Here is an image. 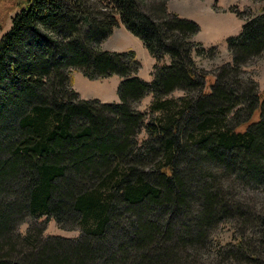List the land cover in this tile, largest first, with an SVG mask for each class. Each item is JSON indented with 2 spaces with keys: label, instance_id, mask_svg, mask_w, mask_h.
<instances>
[{
  "label": "trees",
  "instance_id": "obj_1",
  "mask_svg": "<svg viewBox=\"0 0 264 264\" xmlns=\"http://www.w3.org/2000/svg\"><path fill=\"white\" fill-rule=\"evenodd\" d=\"M146 2H17L0 40V264H264V91L246 71L264 10L234 8L245 22L212 74L199 26ZM118 18L156 61L151 83L134 51L102 49ZM76 71L119 76L120 101L82 99ZM43 219L80 235L46 236Z\"/></svg>",
  "mask_w": 264,
  "mask_h": 264
},
{
  "label": "rangeland",
  "instance_id": "obj_2",
  "mask_svg": "<svg viewBox=\"0 0 264 264\" xmlns=\"http://www.w3.org/2000/svg\"><path fill=\"white\" fill-rule=\"evenodd\" d=\"M20 0H0V40L11 28V20L18 11L16 7ZM143 8L149 11L147 4H152L156 0H146ZM250 11L258 14L264 10V0H169L168 10L178 14L180 17L194 21L199 26L196 41L201 43L207 52L215 50L214 59L202 58L194 55L199 68L214 73L223 64L230 63L232 56L229 51L228 41L232 37H237L242 31L244 19L239 17V13ZM246 15V13H244ZM118 27L114 34L106 39L102 44V49L111 52L134 51L141 64L139 77L145 82L151 83L154 79L153 72L156 61L146 49L140 38L129 32L118 18ZM169 62V61H167ZM246 71L254 74L260 86V92L264 91V56L251 62ZM74 89L80 94L82 99L99 100L104 103H118L119 86L121 78L112 76L105 79H89L80 71L74 72ZM177 96L180 93L176 94ZM152 102V97L147 96L138 104L140 112H148ZM146 138L143 133L139 139ZM238 184V182H236ZM250 187L259 189L260 185L250 184ZM46 224V236H61L69 239H76L80 235L79 230H64L53 219H43ZM32 220L20 227V232L26 234L32 224ZM226 228L221 227L217 236L223 237Z\"/></svg>",
  "mask_w": 264,
  "mask_h": 264
}]
</instances>
